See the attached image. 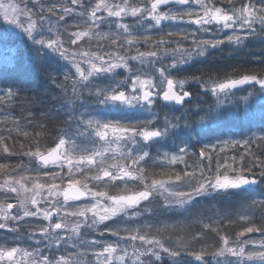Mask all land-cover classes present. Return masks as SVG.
<instances>
[{"label":"rangeland","instance_id":"obj_1","mask_svg":"<svg viewBox=\"0 0 264 264\" xmlns=\"http://www.w3.org/2000/svg\"><path fill=\"white\" fill-rule=\"evenodd\" d=\"M11 3L17 4L22 11L17 15V19L20 23L13 24L4 18L3 11H7L11 16L16 15L14 10L11 7L6 10H0V14H2L1 17L4 20V26L2 27L9 32L10 36H18L19 38L24 39L23 41L32 43L39 34H45L46 36L49 35L51 27L44 23L45 21L41 16L37 14L38 16L34 18L32 15L33 13L27 11L25 14V5L19 0H6L5 2V4ZM202 3L213 10L219 8L223 14L228 15L233 14V9L239 10L241 8H250L253 15H259L258 10L264 8V3H262L261 0H202ZM190 5L191 7L189 8V11H192L194 16L192 15V17L188 18L182 16L183 13L185 14L189 11L181 7V5L176 6L178 8L176 9L177 11H174L173 8L170 7L169 10L157 9V13H171L177 17L175 20H162L158 25L152 19L153 14L145 11L149 9L148 7L139 8L142 11L137 13L135 17L131 15L132 7L128 8L124 4H121L119 9H117L115 5L108 8L106 20L104 19L106 24H109L108 27L111 26L110 24H115L116 28L126 26L128 31H132L133 28L134 30H137L142 27V32L149 31V33L156 31L161 32L163 29L162 27H170L173 31H179L180 33H178L177 37L174 38L172 43L169 41L168 45L161 44L157 47V44H153L154 48L147 45L137 48L136 40L133 39L135 41L133 45H129V43L128 45L126 43H121L118 46L119 49L104 51L99 54L93 52L91 50L92 48L89 46L84 50L83 48L86 46L81 44L83 39L89 38V40H91V31H79L80 35L75 39V43L78 44L73 51H68L63 43L59 41L61 51L64 52V55L57 52L54 48L48 47L46 44L48 52V58L46 56L47 61L50 62L51 57L58 58V63L67 67L69 71L75 74L72 84L73 91L70 94H67L61 103V107L65 109V112H60L61 115L67 113V116L74 120L71 127L69 126L68 128V126H66L63 129L64 133L62 134L61 132L60 135V139L65 140V145L62 147V154L66 157V161L52 166L53 172L49 174L43 173V175L38 178L39 180L36 179L37 176L34 178L31 175L22 176L20 174V169L27 168L29 171H32L35 170V165H38L41 168H47L37 162V156L47 152L46 150L22 153L20 163L22 165L12 166L10 164L7 165L9 168H1L0 224H5L6 226L0 228V248L10 250L15 247L18 249V252L12 261L4 260L0 261V264H40L41 254L53 262L59 260L60 257H64L66 264H76L75 262H77V264H149L151 261L150 259L148 260V257H154L159 264H162L165 261H169L171 264H180L179 257L182 253L188 254V256L183 257V260H193L198 264H249L248 261H241L231 254L219 255L220 249L223 247L222 238L226 237L229 240L230 247H239L240 241H251L250 244L245 245V257L240 258L246 259L247 253L249 251L259 250L261 242L264 241V226H252L256 231L251 233L247 232L246 229L239 231L237 235L241 232H244L245 234L244 236L239 235L238 238H230L227 235H222L220 238L216 237L214 242L207 244L195 243L197 239L196 236L188 238L187 235L180 234L177 236L172 232L162 233V231H154L150 233L148 230L144 231V228L147 227L146 225L151 226L149 222H161L157 210H159L162 215L165 214L166 216L167 214H175L177 217L187 220L188 216L191 217L194 215L193 213H195L196 208H198V203L204 205L205 201L213 202L216 199V196L218 198H226L227 195L225 193L227 189L220 190L209 188L207 191L201 192L200 194H193L190 201L180 205L176 203L177 197L173 196L172 193H190L194 186H197L200 183L207 185L209 181H214L217 177L222 178L223 176H228L229 178H235L236 176H246L239 171V165L238 167H235L226 161L224 164L225 171H221V169H211L209 164H204L206 165L205 170H203L204 176L196 181H194V176L184 179L185 181H179L175 178H162L151 181L138 175L133 168V165H131V163L126 164L124 160L129 154H131L132 150L137 147H144V149L141 150L143 153H146L145 149L155 145L157 143L156 139H163L166 134L165 131H163L162 135L153 138L150 141H145L138 136L134 138L128 137L127 133H122L120 130L111 132V129H109V135L106 139L100 138L96 135V131L98 130L97 122H99V125L110 123L114 126L123 125L127 127L130 122L139 123L140 120L152 121V125L148 126L149 129H158L155 128V126L164 125V120L158 116L159 113L157 111L162 102L160 100L161 96H154V102L151 104L136 102L129 105L122 102L108 100L106 98V93L116 89L117 91H125L126 95H129L132 88L131 81L135 80L136 76H140L141 80L150 79L154 85L158 84L160 77L157 69L173 63L171 56L172 49L182 47L184 49L194 50L192 41L193 37L189 38L186 36L191 29L194 33L192 36H203L206 40H214L211 38L214 33L223 34L227 32L229 35L240 36L241 41L238 43H229L227 40H220L223 42L220 45L216 47L209 46L203 51L202 55L193 56L190 61L169 69V78L173 79L174 82L184 80L185 83L183 89L188 93L190 92L189 87L200 86L202 89L201 94L211 95L213 99H210V102L215 101V103L218 104L217 106L219 109L220 105L224 106L225 102H228L230 97H235L237 99L239 98V95H241V92L244 93L242 89L243 86H238L226 91L216 92L209 90L207 84L201 83V81L208 82L211 80L204 78H199L198 80L193 79L189 76L188 68L195 66V70H197L199 64L205 62L206 59L210 58L213 60V56L221 55L226 57H242L248 55L256 60V56L259 57L262 54L264 55V28H261V25L256 23L253 27L256 29L257 34H252L246 28L241 29L239 27V21H236L232 28L227 29H223L222 23L217 22L198 25L195 21L204 17V9L198 0H190ZM120 8L125 9V12H122L121 16L116 17L109 15V11H119ZM233 18L235 20V16ZM29 19L35 21L36 25V28L31 35L25 31ZM95 19V16H93V20ZM176 25L179 28H175ZM53 26L55 31V25L53 24ZM205 28L207 29L206 32L204 31ZM190 33L192 34V32ZM185 37H187V39H185ZM50 39L58 40V36H50ZM175 41L179 42V45ZM112 43L114 44V42ZM223 48L224 51L221 53ZM13 49V46L8 49L9 54L12 53ZM137 49H139L140 52L155 50L157 51L159 59L146 57L143 63L140 60L130 59V57L137 55ZM164 49L169 50V55L160 56V53L163 52ZM118 56L124 57L127 60L128 67L121 66L109 73L93 72L92 75L88 77V80H83L80 73L77 72V65H79L81 71L87 74L92 70V64H95L97 68H100L107 66L109 63H120V61L116 59ZM101 60L104 62L103 64L101 63ZM254 84L255 82L250 83L251 86ZM75 87L77 88L75 89ZM179 87V84H176L177 90H179ZM150 90L153 91V93L159 91L157 87H153ZM7 92V89L0 88V97H3L5 100ZM140 92H142V89L138 90V94H140ZM90 97H94L98 102ZM194 97L197 98L196 100L199 99V103H203V95H200L199 97L198 95H195ZM188 99L194 103V107L188 108V113H190V108H197L195 105L198 101L196 102V100L194 101L192 99L191 93L186 100ZM2 100H0V110H3L1 107ZM231 100L233 99L231 98ZM218 108H213L212 115L205 117L206 120H199L196 122V125L206 127L209 125L217 126L219 122L221 124V121L218 119ZM0 120V143L2 147H5V142L11 141V135L12 140L16 139L14 135L18 134L17 128H19L20 125L16 115L13 114L8 115L6 113H0ZM161 130H164L163 127ZM10 131L13 133H7ZM167 131H169V129ZM121 136H123L122 139L120 138ZM228 142H230L229 139L222 140L218 138L208 142L204 141L203 144H206L207 147L211 145L217 146V144L224 147L227 146ZM5 153L7 152L5 151ZM37 153H39V155ZM4 156L5 158L8 157L6 155ZM199 156L201 161H204V159L207 160L208 158L207 154L204 153L201 155V152ZM89 160L92 162L89 163ZM122 169H127L128 171L133 172L135 178L124 177L121 173ZM104 170L111 172L113 176H118L119 178L110 180L109 177L103 176ZM195 173L199 174V171L196 170ZM98 174L101 176V179H94ZM189 180L193 182L190 183ZM117 182L121 184V189L116 193L109 192V185L114 186L118 184ZM154 182L155 187L151 188L152 197L147 201V204L144 207L141 206L143 203H139L136 207L117 213L115 216H110L108 219L96 224L92 222L93 212L89 210L86 213L88 218L87 224H82L79 232L72 233L68 227L63 228L62 230H55L59 232V236L61 237V239L58 240L56 239L55 233L52 235V240L42 239L44 233L41 229L47 227L48 221L44 220L41 215L24 216L25 208L33 212L37 211V209L44 210L47 208L51 209L53 213H55L56 208H61L64 211L59 215L54 214L52 222H61L62 224L74 226L77 220L83 218L72 216L70 213L78 208H90L92 204L99 200V205L97 206L95 214V219L99 220V216L104 215L103 207L112 204L110 197L122 193H134L144 189L149 190L148 186H152ZM70 183H74V185L81 187L86 193H105V195L93 197L88 194V197L84 200L75 201L69 199L65 201L62 197V192L64 187L68 186ZM37 184L43 185V188L37 189L35 187ZM261 185L260 182L255 188H257V191H262L263 194L253 195L257 202H264V185L263 187ZM12 188H16L17 191H11ZM50 188H53V195L51 196L48 191ZM248 189L252 188L243 190L248 192L252 191ZM33 198L37 200V204L35 205L31 204V199ZM22 200L27 201V203L22 205ZM9 205H11V207H9ZM238 205L242 207L241 202H238ZM65 212L69 213V215L62 220L61 218L64 217ZM215 214L218 213L215 212L213 216H215ZM262 216L264 217V213H262ZM163 218L167 217L163 216ZM195 221L197 222L200 220L193 219V222ZM108 224L111 225L108 226ZM138 225L142 228V231L138 229ZM170 227V229L173 228L172 226ZM114 230L117 231V233H114ZM125 230L130 231L126 232ZM119 231L125 232L121 233ZM25 232L27 233L25 234ZM69 236L72 237L71 240H69ZM133 236L136 237L135 240L132 239ZM140 236H144L145 239L158 240L164 245V247L178 250L180 255L173 257L167 253H161L159 258L152 256L151 254L139 255V253L144 252L146 247H149L148 245L143 244V241L139 239ZM87 241H95L97 242L95 245H98L94 246L92 250H87V245L85 243ZM109 244L116 249L115 252H104V247ZM84 245L85 247L83 248ZM158 250L159 249H157V251ZM192 253L202 254L203 259H196ZM191 264L193 263L191 262ZM251 264H259V262L253 261Z\"/></svg>","mask_w":264,"mask_h":264},{"label":"trees","instance_id":"obj_2","mask_svg":"<svg viewBox=\"0 0 264 264\" xmlns=\"http://www.w3.org/2000/svg\"><path fill=\"white\" fill-rule=\"evenodd\" d=\"M19 1L24 3L27 12L33 13L34 18L38 15L41 16L45 21L44 23L51 28L48 36L39 34L33 40L34 42L28 43L18 36H10L9 32L2 27L4 26V20L1 17L2 14H0V88L16 93L12 97L6 95V99L2 100L1 107L3 110H0V113L16 115L20 125L17 128L18 134L14 135L15 140H12L11 135V141L5 142L6 148L2 147L0 143V170L2 167L9 168L7 165L10 164L12 166L22 165L20 164L22 153L52 149L59 144L61 132L64 133L63 129L66 126L71 127L74 121L67 116V113L61 115L60 112H65V109L61 107V103L63 98L73 91L72 84L75 74L58 63V58L51 57V61L48 62L46 59V56L48 58L46 44L39 43L40 39H50V36H58V40L63 43L65 48L68 51H73L78 44L75 43V39L78 37L77 33L79 31H91V40L88 38L83 39L81 42L86 46L83 49L86 50L89 46L93 52L101 54L104 51L119 49L118 46L121 43L128 45L129 40L133 42L132 45L136 40L137 48L146 45L154 48L153 44H157L159 41H164L163 44L168 45V42L171 41L172 43L180 33L179 31H173L170 27H162L161 32L152 33H149V31L142 32V27L140 28L141 31L140 29L134 30V28L132 31H124L123 27L116 28L115 24H110L111 26L108 27L109 24H106L105 20L109 7L115 5L119 9L121 4H124L128 8H149V3L152 0ZM0 2L5 3L6 0H0ZM97 4L101 5L99 9L96 8ZM181 7L189 11L191 5H181ZM170 8H173L174 11L178 9L176 6ZM170 8L164 9L169 10ZM193 14L192 11H189L183 13L182 16L188 18L192 17ZM93 16H95V20H93ZM53 24L55 25V31ZM190 32H192L191 35ZM192 35L194 33L191 29L186 36L193 37L192 41L206 40L203 36ZM228 36L227 32L223 34L214 33L211 38L225 41ZM11 46L14 49L9 54L8 49ZM223 51L224 48L221 53ZM213 58V60L208 58L205 62L199 64L197 70H195V66L188 68L189 76L218 81L227 78L236 79L242 75L254 74L258 77L264 75L263 54L259 57L256 56V60L248 55L242 57L221 55L213 56ZM250 83L242 87L244 93L241 92L239 98L230 97L224 106L220 105V109L215 101L210 102V99H213L211 95L201 94L202 89L200 86L189 87V93L192 94L194 101L197 99L194 97L195 95H198V97L200 95L204 96L203 103H199V99L196 100V102L198 101L195 105L197 108H190V113H188V108L194 107V103L189 99L185 100L179 107L161 102L157 111L158 116L164 120V125H158L155 128L161 129L163 127V129H166V134L163 139H156L157 143L155 145L145 149L147 154L145 161H137L136 164H133V159L141 155L144 149V147H137L132 150L131 157L129 154L124 160L125 163H131L138 175L151 181L162 178H175L179 181H185L184 179L192 176L196 181L204 176L203 170H205L207 164L211 169L225 171L224 164L227 161L235 167L239 165V171L243 175L258 179L263 187L264 176H261L260 173L264 171V166L261 165V161H264V140L258 138L264 137V88L256 82L253 86ZM90 98L98 102L94 97ZM215 107L219 110L218 119L221 124L219 122L217 126L209 125L206 127L196 125L199 120H206L205 117L212 115ZM140 122H143V120H140ZM139 123L130 122L128 125L135 124L134 126L137 128L144 127L143 124ZM168 129L169 131H167ZM7 133L12 134L13 132ZM218 138L222 140L229 139L230 142L224 147L217 144V146L211 145L205 149L206 144H203L204 141L208 142ZM236 141H239V143H236ZM245 141L248 143L245 144ZM221 148H223V151H221ZM183 149L186 151H181ZM200 152L208 155L207 160H200ZM4 155L8 157L5 158ZM173 156H182L183 159L170 162ZM35 167V170L32 171L21 168L20 174L22 176L31 175L33 178L37 176L36 179H38L43 173L53 172L52 166L41 168L35 165ZM196 170L199 171V174L195 173ZM189 182L192 183L193 181L189 180ZM120 185V183L114 186L109 185L108 191L116 193L121 189L122 186ZM248 190L252 191L229 188L225 193L226 198L216 196L213 202L205 201L204 205L198 203L194 215L188 216L187 220L179 218L175 214L165 216L157 210L159 213H156L161 222H149L151 226L146 225L144 231L148 230L150 233L154 231L172 232L177 236L180 234L187 235L188 238L196 236L195 243L197 244L214 242L216 237L220 238L222 235L238 238L239 231L252 226H264V217L262 216L264 202H257L253 196L262 195L263 193L257 191L255 187ZM238 202L242 203V207L238 205ZM146 204L147 202H144L141 206L144 207ZM215 212L218 214L213 216ZM163 216L167 218H163ZM193 219L200 221L193 222ZM170 226L173 228L170 229ZM139 227L138 229L142 231V228ZM114 233H117V231ZM85 243L87 250H92L94 246L98 245L89 246L88 241ZM184 256H188V254L182 253L180 255V264H191V262L198 264L193 260H183ZM149 259L151 261L149 264H159L154 257H148ZM75 263L77 264V262ZM162 264L171 263L165 261Z\"/></svg>","mask_w":264,"mask_h":264},{"label":"snow or ice","instance_id":"obj_3","mask_svg":"<svg viewBox=\"0 0 264 264\" xmlns=\"http://www.w3.org/2000/svg\"><path fill=\"white\" fill-rule=\"evenodd\" d=\"M168 2L169 0H155V2L151 4L150 8L145 10L146 12H150L153 14L152 19L155 21L157 25L160 24L162 20H166V19L175 20L177 18L175 15L171 13H157L158 7L161 4H167ZM177 2L179 4H186L188 3V0H177ZM198 2L201 3V6L204 9V17L202 19H197L195 21V23L198 25H204V24H210L212 22H217V23H222L223 29H227V28H232L234 24L236 23V21H239V27L241 29H245V28L248 29L249 32L252 34H257L256 29L253 27L256 23H259L261 25V28H264V8H261L258 10L259 15H253L250 8H241L239 10L233 9L232 10L233 14L228 15V14H223L221 12V9L219 8H216L213 10V9H210L206 5H203L202 0H198ZM261 2L264 3V0H261ZM9 7H11L14 10L16 15L10 16L7 13V11H3L4 18L13 24L20 23V21L17 19V15L22 11L21 9H19V6L15 3H11V4L0 3V10H6ZM100 7H101L100 4L96 5L97 9H99ZM24 11L26 14V10ZM141 11L142 10L139 8H132L131 15L135 17L137 13H140ZM122 12H125L124 8H120L119 11H109V15L119 17L121 16ZM189 15H191V13H189ZM234 16H235V20L233 18ZM122 27H124L125 31L127 30L126 26H122ZM35 28H36L35 21L29 19L27 27H25V31L28 32L29 35H31L33 31L35 30ZM204 31L206 32L207 29L205 28ZM77 35H80V34L77 33ZM185 39H187V37H185ZM227 41L229 43H238L241 41V37L229 35L227 37ZM39 43L47 44L48 47L54 48L57 52H60L62 55H64V52L61 51V45H60L59 40L42 39L39 41ZM128 43L129 45H131L133 42L129 40ZM163 43L165 42L164 41L157 42V47H159V45ZM221 43L223 42L220 40H194L193 41L194 50L184 49L182 47H178L177 49H172L171 56L173 59V63H170L166 67L162 66L157 69L159 77H160V79L158 80V84L154 85L152 80L150 79L141 80L140 76H136L135 80L131 81L132 88H131V93L129 95H126L125 91H121V90L117 91L116 89H113L106 93V98L111 101L122 102V103L132 105L136 102H144V103L151 104L154 102L153 101L154 96H162L163 99L165 100L182 103L184 99L188 95H190V93H188L187 91L183 89V85L185 83L184 80H178L174 82L173 79L169 78V74H168L169 69L190 61L193 58V56L202 55L203 51L209 46L216 47L220 45ZM177 44L179 45V42H177ZM164 55H169L168 49H164V51L160 53V56H164ZM146 57H152V58L159 59L157 51L153 50L149 52H140L139 49H137V55L130 57V59L140 60L143 63ZM116 59L120 61V63H109L107 64V66H103L100 68H97L95 64H92L91 65L92 70L87 74L81 71L79 65H77V72L80 73V76L82 77L83 80H88V77L91 76L93 72L109 73L121 66L128 67L127 60L124 57L118 56L116 57ZM101 63L103 64L104 62L101 60ZM193 79L198 80L199 78L193 77ZM249 82H256L260 84L261 86H264V75H261L258 77L257 75L250 74V75H242L240 76V78H236V79L227 78L225 81H208V82L201 81V83H206L209 90H212V91H226L230 87L244 85ZM176 84H179L180 86L179 90L176 89ZM153 87H157L159 91L153 93V91L150 90ZM140 89H142V92L138 94V90ZM6 95L8 97H12L16 95V93L12 91H8ZM2 99L3 97H0V100ZM97 124H98V130L96 131V135L100 138H105V139L109 135V131H108L109 129H111V132H116L117 130H120L122 133H127L128 137L134 138L138 136V137L143 138L145 141H150L151 139L162 135L163 131H166V129L164 130L154 129V128L149 129L148 126L152 125V121L140 122V124H143L144 126L142 128L135 127L134 126L135 124L131 126L128 125L127 127L123 125L114 126V125H111L110 123H104L103 125H99V122H97ZM120 138L122 139L123 136H121ZM258 139L264 140V137H259ZM236 143H239V141H236ZM247 143L248 142L245 141V144ZM64 145H65V140L60 139L57 147L62 148ZM204 147L206 149L207 145ZM181 151H186V150L183 149ZM221 151H223V148H221ZM37 154L39 155V153ZM203 154L204 153L201 152V155ZM146 155H147L146 153H142L141 155L133 159V164H136L137 161H145ZM130 157H131V154H130ZM53 158H58L57 149H53L52 152L48 156L42 157L45 163H48V161ZM182 159H183L182 156H173L171 157L170 162H174L176 160H182ZM88 162L91 163L92 161L89 160ZM261 165L264 166V161H261ZM121 173L124 177H129L133 179L135 178L133 175V172L128 171L127 169H122ZM260 175L264 176V171H261ZM103 176L109 177L110 180L119 178L118 176H113V174L107 170L103 171ZM94 179L100 180L101 176L98 174L97 176L94 177ZM250 182H255V179L246 178L244 176H236L235 178H229L228 176H223L222 178L221 177L215 178L214 181H209L207 185H205L204 183H200L199 185L194 186L192 192L190 193L189 192H174L172 193V195L177 197L176 203L183 205L186 202L191 200L193 194L195 195L200 194L201 192L207 191L209 188L226 190L229 188H237L242 185L248 184ZM35 187L37 189H41L43 188V185L37 184ZM152 187H155V182L153 183L152 186H148L149 190L141 191L136 195L110 197L112 204L107 207H103L104 215H100L99 220L95 219L96 209H97V206L99 205V200H97L96 203L92 204L90 208H78L75 211L71 212L70 214L72 216L81 217L83 219L77 220L74 226L62 224L61 222H56V223L52 222V217L54 214L59 215L62 211H64L61 208H56L55 213H53L51 209H47V208L44 210L37 209V211H34V212L29 211L27 210V208H25L24 216L41 215L44 220L48 221L47 227L41 229V231L44 233V236L42 237V239L52 240V235L53 233H55L56 239L58 240V239H61V237L59 236V232L55 230H62L63 228L68 227L70 228V231L72 233L79 232L81 225L87 224V220H88L86 216L87 211L90 210L93 212L92 222L95 224L99 223L101 221L108 219L110 216H115L117 213L124 212L127 209L132 208V207H136V205H138L141 200H147L151 194ZM53 188H50L48 190L50 196L53 195ZM11 191H17V189L12 188ZM85 194H86V191H81L80 189L74 187V183H70L68 190L63 192V197L65 201L69 199L79 200ZM87 194L93 197H99V196L105 195V193H93V192H87ZM25 203H27V201H24V200L21 201L22 205H24ZM31 204L33 205L37 204V200L35 198L31 199ZM9 207H11V205H9ZM68 215L69 213L65 212L64 217H62L61 219L62 220L65 219ZM5 226H6L5 224H0V228H4ZM246 231L251 233L253 231H256V229H254L253 227H248ZM244 234H245L244 232H241L239 235L244 236ZM71 239L72 237L69 236V240ZM132 239L135 240L136 237L133 236ZM139 239L143 241L144 245L149 246L144 249L143 253H139V255L151 254L152 256H155L157 258H159L161 253H167L173 257L180 255V252L178 250H173V249L164 247V245L158 240L145 239L144 236H140ZM88 243H89V246H92L97 242L93 241V242H88ZM229 243L230 242L226 237L222 238L223 247L220 249L219 255L231 254L232 256L237 257L241 261H248L249 264H251V262L253 261H257L259 262V264H264V241L261 242L259 246V250L249 251L247 253L246 259H240V258L245 257V251H246L245 245L250 244L251 241H240L239 247H230ZM157 249L159 250L157 251ZM115 251L116 249L113 248L110 244L104 247V252L106 253H112ZM17 252H18V249L15 247L11 248L10 250H5V249L0 248V261H4V260L12 261L15 255L17 254ZM192 254L198 260L203 259L202 254H197V253H192ZM40 264H66V261L64 257H60L59 260H56L53 262V261H50L47 257H44L43 254H41Z\"/></svg>","mask_w":264,"mask_h":264},{"label":"water","instance_id":"obj_4","mask_svg":"<svg viewBox=\"0 0 264 264\" xmlns=\"http://www.w3.org/2000/svg\"><path fill=\"white\" fill-rule=\"evenodd\" d=\"M154 2H155V0H152L151 3H150V6H151V4L154 3ZM189 4H190V0H188V3H186V4H179V3L177 2V0H169V2H168L167 4H161V5L158 7V9H164V8H169V7L179 6V5H189ZM249 83H250V82H249ZM249 83H246V84H244V85H238V86H245V85H248ZM238 86H235V87H238ZM260 86H261V85H260ZM235 87H230V88H228L227 90L233 89V88H235ZM261 87L264 88V86H261ZM187 97H188V96H187ZM187 97L184 99V101H183L182 103H178V102H175V101L165 100V99H163L162 96H161L160 100L162 101L163 104H173V105H175L176 107H179V106H181V105L185 102V100L187 99ZM155 138H157V137H155ZM57 146H58V145H56L55 147H53V148L50 149L49 151H47V152H45V153H43V154L37 156V162H38L39 164H41L42 166H44V167H51V166H54V165H56V164H59V163H63V162H65V161H66V157L62 154V148H58ZM53 149H57V155H58V158L50 159V160L48 161V163H45L44 160L42 159V157H44V156H48V155L52 152ZM244 177H246V178H250V179L253 178V177H248V176H244ZM254 179H255V182H250V183L245 184V185H242V186H240V187H237V188H231V189H235V190H243V189H247V188L256 187V186L259 184V180L256 179V178H254ZM68 187H69V185H68V186H65L63 192H64V191H67V190H68ZM74 187L80 189L81 191H84L81 187H79V186H77V185H74ZM145 190H147V189H144V190H141V191H145ZM141 191L134 192V193H122V194H119V195H117V196L136 195V194H138V193L141 192ZM63 192H62V197H63ZM87 197H88V194L86 193V194H85L84 196H82L79 200H75V201L84 200V199H86ZM151 197H152V192H151V194H150V196H149V198H148L147 200H141L139 203L147 202ZM63 198H64V197H63Z\"/></svg>","mask_w":264,"mask_h":264}]
</instances>
